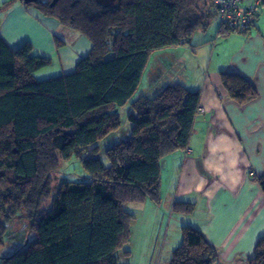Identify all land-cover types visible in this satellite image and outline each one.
Instances as JSON below:
<instances>
[{
	"label": "trees",
	"instance_id": "obj_1",
	"mask_svg": "<svg viewBox=\"0 0 264 264\" xmlns=\"http://www.w3.org/2000/svg\"><path fill=\"white\" fill-rule=\"evenodd\" d=\"M25 6L80 33L91 47L73 71L38 81L34 74L51 60L32 56L29 44L11 50L0 38V249L10 221L24 211L35 233L0 264H129L135 215L125 205L159 202L161 159L187 150L200 90L172 83L133 97L150 56L191 44L214 16L218 20V6L213 0H117L106 8L95 0H38ZM230 33L239 32L219 23L220 37ZM219 76L221 94L238 106L256 99L243 75ZM128 103L130 135L105 150L106 165L98 143L119 129L118 109ZM73 157L88 179L61 181L47 203L53 174ZM257 182L264 196V175ZM192 208L176 201L173 210ZM218 261L197 229L181 227L171 264ZM248 264H264V237Z\"/></svg>",
	"mask_w": 264,
	"mask_h": 264
},
{
	"label": "crops",
	"instance_id": "obj_2",
	"mask_svg": "<svg viewBox=\"0 0 264 264\" xmlns=\"http://www.w3.org/2000/svg\"><path fill=\"white\" fill-rule=\"evenodd\" d=\"M62 29H66L63 35L71 43L63 44L54 36ZM223 37L210 51L213 58L201 84L193 87L200 90V108L187 150H176L160 162V196L163 190L165 195L160 207L168 212L172 193V200L191 203L193 208L189 213L170 212L174 226L170 229L166 223L162 229L164 221L159 225L160 244L149 242L151 231H132L136 215L131 212L135 219L131 223L129 249L131 256L138 251L142 258L136 264H147L149 259L151 264L156 249L159 259L166 252L172 255L181 241L183 225L197 229L217 250L218 264H248L256 243L264 237V196L257 182L264 175V3L251 30ZM0 38L11 50L29 44L32 56L51 60L49 66L34 74L38 81L73 71L91 47L80 33L25 6L22 0H0ZM166 50L155 56L161 63H169L164 60L171 56ZM220 71L243 75L256 90V99L238 106L222 95ZM138 204L136 209H154L148 210L150 217L145 216L153 221L158 207L147 202Z\"/></svg>",
	"mask_w": 264,
	"mask_h": 264
},
{
	"label": "rangeland",
	"instance_id": "obj_3",
	"mask_svg": "<svg viewBox=\"0 0 264 264\" xmlns=\"http://www.w3.org/2000/svg\"><path fill=\"white\" fill-rule=\"evenodd\" d=\"M218 26H219V22L217 20V16H214L211 22L209 23L208 27L204 31H199L195 33V35L191 38V44H186L187 46L180 48L177 47L176 49L175 48L167 49L166 51L171 53V56H167L166 58L168 59H164V60L166 62L169 61V63H161L160 62L161 59L158 60L155 57L157 54H159L157 53L159 51L155 52V54H153V56H151L150 58L149 66L144 73L145 75L142 79L141 85L137 90L135 96L133 97V100L141 95H147L149 93L151 94L153 89L157 88L160 82H162L163 86L166 85L167 83L168 84L180 83L184 87L190 90H194L193 87L195 86L199 87V85L201 84L204 78L205 73L208 70L209 63L213 58L212 55L210 56L211 49L214 48L216 44L218 45V43L222 41V39L224 38V37H220L218 34L215 35L217 33ZM65 32L66 29H62L60 31H57L54 34V36L57 39H59L63 44L71 43L68 37L63 35ZM232 34L234 33H230L229 35ZM151 76L152 79L149 80ZM188 80L190 81L189 83ZM188 85L191 86V88ZM153 93L154 92H152V94ZM130 111H131L130 103H128L124 107L119 108L118 113L121 121L119 129L115 133L111 134L108 138L98 143V146L100 147L98 157L106 165L108 164V162L104 156L105 150L108 147L112 146L113 144L117 143L120 139H125L130 135L131 124L127 119V115ZM90 156H91L90 153H82V158H87ZM84 179H88V177L85 171L82 169L80 160L78 158L73 157L67 161H61L57 171L53 174V178L51 182L52 192L49 198L47 199V203H50L52 197L56 196L61 181L84 180ZM169 182L170 181L167 180V185L169 184ZM165 191L169 192L168 189H165ZM164 196L165 195L163 190L159 198V202L157 204H154L152 202L150 203V201L148 200L145 201L148 204H151L152 206H156V209L158 207V213L153 215L154 218L153 221H148L145 216L149 214L148 216L150 217L152 215L150 211L154 209H148L147 207H142L141 210L136 209L138 208L137 206H139V204H134V203H129L125 205L126 211L134 212L136 215V222L132 227V231L133 232L140 231L141 233H143L144 231L145 233L151 231L152 233L151 237L148 236L150 243L153 242L154 240L155 242L158 241V244L161 243V238L157 236V231L159 225L162 224L163 221L164 223L162 225V229L165 228L166 223L170 224V229H172L174 226L173 219L170 220V216H171L170 212L172 211L173 214L176 213V211L173 210V208L176 205V201L172 200L174 198L172 197V193H171L169 195V203L171 204V206L169 204L170 208L168 212H165L164 210L165 207L164 206L160 207L161 199L164 198ZM26 214L27 212L24 211L23 214L21 215L22 217L11 220L9 225L7 226V233L4 234V238H3L4 244L0 249V258L9 256L16 251L24 249L25 246L30 241H32V239H34L35 233L30 228L29 219L25 217ZM183 226H189V225H183ZM180 242L176 246V248L180 245ZM130 246L132 248V245ZM165 250H167L166 246H164L163 248V251ZM153 252H151V256L153 255ZM134 253L135 255L133 256L132 254V256H130L127 260L129 264H131V262L133 264L134 263L136 264L142 259L140 252L135 251ZM158 253L160 254L159 249H156L151 264H166L168 263L166 261L169 262L171 261L172 259L171 252L170 254L169 252H166L164 257L160 259ZM122 260L121 262H123ZM150 261L151 260L149 259L147 264H150Z\"/></svg>",
	"mask_w": 264,
	"mask_h": 264
},
{
	"label": "built area",
	"instance_id": "obj_4",
	"mask_svg": "<svg viewBox=\"0 0 264 264\" xmlns=\"http://www.w3.org/2000/svg\"><path fill=\"white\" fill-rule=\"evenodd\" d=\"M218 6V22L231 32H248L255 26L264 0H213Z\"/></svg>",
	"mask_w": 264,
	"mask_h": 264
},
{
	"label": "water",
	"instance_id": "obj_5",
	"mask_svg": "<svg viewBox=\"0 0 264 264\" xmlns=\"http://www.w3.org/2000/svg\"><path fill=\"white\" fill-rule=\"evenodd\" d=\"M38 0H22V2L26 5V4H31V3H35ZM100 6H102L103 8L106 7H110L112 6L117 0H95ZM166 264H171L170 262L166 263Z\"/></svg>",
	"mask_w": 264,
	"mask_h": 264
}]
</instances>
